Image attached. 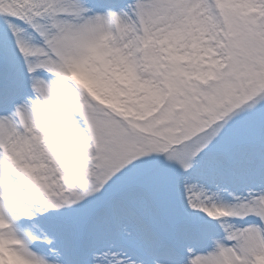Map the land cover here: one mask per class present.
I'll return each mask as SVG.
<instances>
[{
    "label": "snow or ice",
    "instance_id": "1",
    "mask_svg": "<svg viewBox=\"0 0 264 264\" xmlns=\"http://www.w3.org/2000/svg\"><path fill=\"white\" fill-rule=\"evenodd\" d=\"M0 264H264V0H0Z\"/></svg>",
    "mask_w": 264,
    "mask_h": 264
}]
</instances>
